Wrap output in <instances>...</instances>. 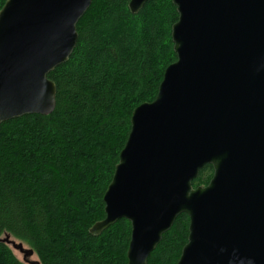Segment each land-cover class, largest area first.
Here are the masks:
<instances>
[{
  "label": "water",
  "instance_id": "water-1",
  "mask_svg": "<svg viewBox=\"0 0 264 264\" xmlns=\"http://www.w3.org/2000/svg\"><path fill=\"white\" fill-rule=\"evenodd\" d=\"M148 0H130L137 14ZM92 0H5L0 10V124L50 115L76 26ZM176 61L155 99L136 107L104 195L97 237L130 223L127 264H147L180 215L177 264H264V0H172ZM211 166L206 186L192 187ZM5 235L2 242L34 255ZM30 264H40L38 261Z\"/></svg>",
  "mask_w": 264,
  "mask_h": 264
},
{
  "label": "trees",
  "instance_id": "trees-1",
  "mask_svg": "<svg viewBox=\"0 0 264 264\" xmlns=\"http://www.w3.org/2000/svg\"><path fill=\"white\" fill-rule=\"evenodd\" d=\"M130 0H92L79 20L68 60L48 74L56 105L48 116L0 124V264H24L1 241L9 235L34 251L40 264H127L130 223L99 236L103 195L139 105L152 102L165 69L176 61L172 0H148L137 14ZM5 0H0V10ZM211 166L192 187L206 186ZM189 219L180 215L147 264H177Z\"/></svg>",
  "mask_w": 264,
  "mask_h": 264
},
{
  "label": "rangeland",
  "instance_id": "rangeland-1",
  "mask_svg": "<svg viewBox=\"0 0 264 264\" xmlns=\"http://www.w3.org/2000/svg\"><path fill=\"white\" fill-rule=\"evenodd\" d=\"M2 239L5 238V236L1 237ZM11 241L13 240L15 243H18L17 241H15L14 239H12L11 237L9 238ZM8 245V244H7ZM11 250L13 251L14 255L18 258V260H20L21 262H23L24 264H30L29 262H35L38 261L37 257L35 255H33L30 258H27L29 262H25L23 261V255L21 253H19L17 250L13 249L11 245H8ZM24 249H28V247L26 245H24Z\"/></svg>",
  "mask_w": 264,
  "mask_h": 264
}]
</instances>
